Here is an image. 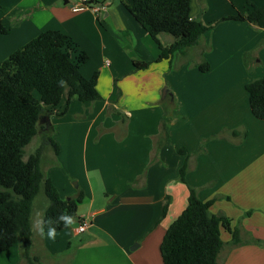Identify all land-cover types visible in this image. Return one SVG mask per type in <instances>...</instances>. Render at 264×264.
<instances>
[{
	"label": "crops",
	"instance_id": "crops-1",
	"mask_svg": "<svg viewBox=\"0 0 264 264\" xmlns=\"http://www.w3.org/2000/svg\"><path fill=\"white\" fill-rule=\"evenodd\" d=\"M78 1L0 0V24L9 29L0 27V62L40 33L59 30L89 54L83 75L99 72L102 99L73 98L58 116L64 98L42 122L54 127L59 146L58 154L46 151L44 172L63 198L82 191L83 200L74 223L57 230L55 240L45 225L43 235L33 228L44 219L47 198L38 210L33 206L35 264H164L160 245L188 205L189 186L203 200L215 198L211 212L228 216L244 240H264V120L252 113L246 89L264 75V28L220 21L170 66L155 61L157 42L119 0H93L106 6L100 12L74 11ZM191 6L192 17L208 25L252 9L246 0H192ZM160 39L168 44L174 37ZM203 58L211 66L206 72L195 65ZM135 61L152 63L136 69ZM163 119L168 141L156 154ZM185 161L186 183L180 178ZM82 220L89 226L79 233ZM222 238L219 264H264V245L229 247L232 234L225 229ZM0 264H28L20 242L0 253Z\"/></svg>",
	"mask_w": 264,
	"mask_h": 264
},
{
	"label": "trees",
	"instance_id": "trees-1",
	"mask_svg": "<svg viewBox=\"0 0 264 264\" xmlns=\"http://www.w3.org/2000/svg\"><path fill=\"white\" fill-rule=\"evenodd\" d=\"M142 25L159 46L156 62L167 60L172 65L176 55H185L190 48L201 44L204 34L220 21H247L264 28V6L246 0L252 7L247 13L237 12L222 17L213 24H205L192 17V0H119ZM6 33L9 29L0 24ZM174 37L164 43L160 34ZM264 43V40L261 41ZM89 60V54L65 33L47 30L34 37L0 62V253L20 242L22 256L28 264H35L31 256L32 212L34 200L43 192L48 204L44 220L55 221L61 213L77 215L83 200L79 191L75 197L63 198L43 170L46 151L59 153L53 135L54 127L42 124L41 119L55 110L65 98L66 105L58 116L65 114L73 98L83 102L102 99L97 82L99 72L87 78L81 65ZM152 61H135L136 69H145ZM195 65L203 72L210 69V62L203 58ZM63 81V83H61ZM252 113L264 120V75L246 84ZM168 110L166 114H168ZM45 129V132H41ZM41 136V144L27 159L25 147ZM168 141L167 122L161 123V136L157 150ZM181 154H189L186 147H177ZM57 164V161L53 162ZM188 165L180 168V178L187 182ZM188 205L168 227L160 245L164 264H219L220 252L226 245L222 229L232 234L227 243L235 247L243 243L264 245V240L249 237L244 240L239 226L224 213H212L214 199H201L194 187L189 186ZM250 212H247L249 214ZM45 226L48 228L47 223ZM66 228L56 225L57 230Z\"/></svg>",
	"mask_w": 264,
	"mask_h": 264
},
{
	"label": "clouds",
	"instance_id": "clouds-1",
	"mask_svg": "<svg viewBox=\"0 0 264 264\" xmlns=\"http://www.w3.org/2000/svg\"><path fill=\"white\" fill-rule=\"evenodd\" d=\"M61 83H63V81ZM45 223L48 225V231L46 234L47 238L55 240L57 235L56 225L63 224L65 227H68L74 223V216L69 213L61 212L56 217L55 221H53L51 218H49L47 221H45L43 218L35 219L33 221L34 230L43 235Z\"/></svg>",
	"mask_w": 264,
	"mask_h": 264
},
{
	"label": "built area",
	"instance_id": "built-area-1",
	"mask_svg": "<svg viewBox=\"0 0 264 264\" xmlns=\"http://www.w3.org/2000/svg\"><path fill=\"white\" fill-rule=\"evenodd\" d=\"M86 8H91L95 12H100L104 9H106V6L104 4L94 2L93 0H79L77 3L72 5V9L74 11H80ZM89 223L86 220L80 221V224L77 226V232L82 233L86 232L88 229Z\"/></svg>",
	"mask_w": 264,
	"mask_h": 264
},
{
	"label": "rangeland",
	"instance_id": "rangeland-1",
	"mask_svg": "<svg viewBox=\"0 0 264 264\" xmlns=\"http://www.w3.org/2000/svg\"><path fill=\"white\" fill-rule=\"evenodd\" d=\"M230 5L232 6V4H230ZM213 11H214V5L212 3L211 6H210V13H209V15ZM167 36H172V35L167 34ZM40 144H41L40 138L38 136H35L34 139L25 147V154H24L25 159H27L31 154L35 153V151L40 146ZM51 150H52V148H51ZM43 198H46L44 196V193L43 192L39 193V195L35 198V200H34V208H35V210H38L39 209V207L42 204Z\"/></svg>",
	"mask_w": 264,
	"mask_h": 264
},
{
	"label": "water",
	"instance_id": "water-1",
	"mask_svg": "<svg viewBox=\"0 0 264 264\" xmlns=\"http://www.w3.org/2000/svg\"><path fill=\"white\" fill-rule=\"evenodd\" d=\"M49 119H50L49 115H44V116L42 117V119H41V122H45V121H47V120H49Z\"/></svg>",
	"mask_w": 264,
	"mask_h": 264
}]
</instances>
